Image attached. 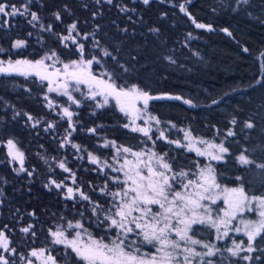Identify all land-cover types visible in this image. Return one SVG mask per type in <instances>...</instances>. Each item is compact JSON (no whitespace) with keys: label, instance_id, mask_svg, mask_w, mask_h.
Returning <instances> with one entry per match:
<instances>
[{"label":"trees","instance_id":"16d2710c","mask_svg":"<svg viewBox=\"0 0 264 264\" xmlns=\"http://www.w3.org/2000/svg\"><path fill=\"white\" fill-rule=\"evenodd\" d=\"M0 2L16 5L21 12L26 5L28 13L39 18L31 21L30 14H17L0 19V60L36 61L52 52L66 61L76 59L77 49L61 40L75 24L73 33L84 46V58H97L116 84L137 85L153 96L180 97L148 102L160 124L172 128L168 139L180 141L181 131L187 130L195 137L222 140L228 152L222 161L211 163L216 180L264 197V170L240 165L236 159L244 152L264 163V0H149L147 5L143 0ZM197 23L206 27L197 28ZM17 40L24 41L23 47L12 46ZM63 107L71 111L70 118L62 115ZM245 122L254 127L245 128ZM125 125L113 105L98 107L90 99L72 105L49 92L35 74L0 75V231L15 250L5 253L11 264H24L34 249H45L57 263L82 264L72 251L50 240V230L66 228L68 222H81L98 240L108 242L116 236L100 221L115 202L105 193L121 187L112 177L123 180L110 167L117 147L152 148L189 177L197 172V164H208L161 140L157 131L149 139ZM229 130L235 135L228 136ZM6 140H13L23 153L24 172H15L10 164ZM89 154L100 164L91 163ZM106 164L110 165L101 167ZM66 187L77 194L68 198ZM97 205L105 210L99 218L92 212ZM25 227L28 233L21 230ZM190 235L201 242L214 241L213 232L201 225H193ZM148 248L141 245L142 251ZM254 248L249 264H264V240L258 237Z\"/></svg>","mask_w":264,"mask_h":264},{"label":"snow or ice","instance_id":"6c2138e0","mask_svg":"<svg viewBox=\"0 0 264 264\" xmlns=\"http://www.w3.org/2000/svg\"><path fill=\"white\" fill-rule=\"evenodd\" d=\"M111 3L112 0H107ZM143 3L147 5L149 0H143ZM247 3V0H245ZM24 11L21 12V8L16 5H8L0 2V15L15 16L17 14L24 15L30 14L31 21H37L39 18L35 12L28 13L26 5H22ZM11 11H8V9ZM180 10L185 11L183 4L180 5ZM56 19H60L57 14ZM30 21V23H31ZM50 27V26H49ZM197 28H205L206 25L197 23ZM210 27V26H209ZM76 28L75 24H72L68 28L69 34ZM226 31V30H225ZM69 39V36H65L62 40ZM73 43L77 44L73 38ZM24 41L17 40L12 46L14 48L23 47ZM247 51V50H246ZM77 52L80 58L72 60L71 63L63 64V70L56 68L54 71H49L50 68H54V65H46L45 60H16V61H3L0 60V73L17 72L22 75L35 74L42 81H48V91L59 92L62 89V95L67 96L68 100L72 103H78L77 100L69 92L70 83L76 85L88 84L90 88V97L95 99L97 95L105 97L112 96L116 99L117 104L120 106V111L126 115L132 113L125 107V101L132 99L141 101L144 105V109H137L132 105V111L137 113L136 118H140V113L145 111L150 100L159 99H177L180 97H169L166 95L153 96L149 92L140 89L137 85L125 88L115 83V81L109 76L107 72L103 73L104 76H109V79H98L91 71H88L89 66L95 61V57L92 59H84V46L77 44ZM104 55H111L107 51ZM56 56L55 52H52L50 56L45 59L51 60ZM56 63H59L57 60ZM121 67H123L121 65ZM125 71H127L125 69ZM58 81H61L57 83ZM56 83V87L52 85ZM96 89H100L97 91ZM47 98V97H46ZM189 103V101H184ZM51 104V102H50ZM98 107L100 105H97ZM63 113L67 117H71L72 113L68 108L63 109ZM150 121H155L159 124L160 121L149 115L145 121L149 124ZM235 123V119L232 121ZM135 124V119L131 121ZM129 125H125L128 127ZM69 127H72L69 123ZM247 129L254 127L253 123L245 122L244 125ZM150 127H133V132H141L145 137L149 136ZM94 131V129H89ZM235 135L231 130L228 131V136ZM189 136L186 133V138ZM159 138H164V133H160ZM67 139V138H65ZM169 143H179L178 141H169ZM200 143H206L200 141ZM9 155L13 159H18L23 164V153L15 149V145L12 140L8 141ZM107 147V144L105 145ZM115 146V145H113ZM63 147V144L61 145ZM73 147H77L73 145ZM190 150L191 144L187 145ZM210 149H215V152L200 149H195L198 155L208 156L212 160H222L224 157L222 154L227 153L228 149L224 146L223 142L220 144L208 143ZM121 154H130L135 159H123V163L118 168H113L115 172L123 173L124 180H120L119 177H112L114 183L121 185L120 189L115 192L105 193L111 195L113 200L111 208L105 212L102 205L93 207V215L99 218L101 212H105L104 218L100 221L101 226H106L107 230L116 232V236L110 241L105 242L103 238L94 239L91 234H88V240L82 242L80 237L87 231L84 229V225L76 221L74 224L68 222V228L76 231L72 239H68L65 235V230L57 228L56 231L50 230V235L53 238L54 244H64L66 247L71 248L75 257L82 261V264H193V258L196 257H212L219 249H214V246L210 244H204L200 240L194 239L189 235V232L193 230V225L202 224L209 228H213L221 236H228L229 226L232 225L233 220L237 218V213L244 211L246 208L248 211H256L259 219L256 221H242L244 227H235V231H243L247 236V247L243 246L244 242H234V247L227 248L226 251L232 256H237L240 252H253V242L257 237L264 240V197L253 196L249 197L245 193L243 187H237L232 189H224L226 193L231 196L225 197L226 208L223 210V215L214 216L212 210L202 203L203 201L211 200L215 203L216 197L212 195L213 190L219 189L220 185L216 181L214 169L211 165L200 167L196 165L197 172L192 175L195 179L189 178V173L181 170L175 171L172 163H170L165 156L158 155L153 151H133L130 147H117L115 158L120 159ZM90 162L93 164H100L99 159L89 154ZM147 157V159H144ZM240 165H254L257 168L264 170V163H256L254 160L244 153L236 158ZM107 165H102L105 167ZM59 167L64 171H69L63 163L59 164ZM23 171V168L21 169ZM31 175V173H29ZM187 179V183L184 180ZM239 181L241 177H236ZM50 183H56L50 181ZM177 185L181 190L177 189ZM47 187V185H45ZM57 188L61 187V184H56ZM107 187V184L105 185ZM103 191V189H101ZM68 198H72L74 192L73 188H68ZM81 198L85 201L89 200V197L83 193H80ZM253 202L255 207L253 208ZM153 205L158 206V211L153 210ZM203 210L202 212L200 210ZM175 221V223H173ZM31 227V226H30ZM221 229H224L221 232ZM23 232L28 233L29 228L25 227L21 229ZM175 233V238H171V234ZM35 235V233H32ZM71 235V233H69ZM130 236L136 237V239L129 240ZM0 248H3L5 252L12 251L14 249L9 248V242L3 231H0ZM183 242V244L181 243ZM142 244L151 245L155 249V253H147L141 250ZM189 245H200L202 248H206V252H197L193 247ZM30 255L32 257H43L45 250H32ZM24 259V257H21ZM241 259L249 260L250 257L245 255ZM259 259V257H257ZM0 264H11L7 257L0 253ZM28 264H33V261L29 260ZM44 264H57V260L52 255H47ZM203 264H213L211 259L203 261Z\"/></svg>","mask_w":264,"mask_h":264},{"label":"rangeland","instance_id":"374dc122","mask_svg":"<svg viewBox=\"0 0 264 264\" xmlns=\"http://www.w3.org/2000/svg\"><path fill=\"white\" fill-rule=\"evenodd\" d=\"M8 11H11V9L9 8ZM9 16L0 15V19L4 18V19L7 20ZM73 32H71V34H69V32H68L65 35V36H69V39L62 40V38L65 37V36H63L61 38V40H62V42L64 44L72 45V46H74L77 49V44H80V42L78 40V37ZM73 38L75 39L77 44L73 43ZM50 55H51V53H47L43 57L38 59V60L44 59L46 65H54V68H50L49 71H54L56 68H58V69H60L62 71L63 70V64H65V63H69L70 64L72 60H77V59L80 58V55H79L76 59H72V60H67L66 61V60L61 59L58 55H56V56L52 57L51 60L45 59L47 56H50ZM57 60L59 61V63H56ZM88 71H91L92 74L95 75L98 79H105V80L109 79V76H104L103 75V73H105V71H103L102 68L100 67V63H99V60L97 58L95 59L93 64L91 66H89ZM1 74L2 73H0V75ZM43 82H45L47 90H48V87H49L48 86V81L44 80ZM59 82H61V81H58L57 83H59ZM52 86L56 87V83H54ZM128 87H131V86H128ZM128 87H125V88H128ZM96 90L100 91V89H96ZM62 91L63 90L60 89L59 92L53 91L51 93H54V94H57V95H62L61 94ZM69 92L73 96V98L75 100H77V101L80 100V99H90V100H93L97 105H100V107L101 106H106V105H113L115 107V109L120 114L123 115V117L126 120V125H129L127 128L130 129V130H132L133 127H150L151 130H150L149 134L151 132L157 131L158 132L157 136L160 137V133L163 132L164 133V138H160L161 140H163L165 142H168V143H169V141H178L179 142L178 144L177 143H170V144H172L174 147H181V148L185 149L186 151L192 152L195 155L204 158L207 161V163H208L207 165H211L212 162H218L217 160L210 159L208 156H200V155H198L197 152L195 151V149H200L201 151L208 150V151L215 152L216 151L215 149H210L208 147V143L220 144L221 142H223L222 140H209V139H205V138L195 137V136L191 135L190 132L187 131V130H182L181 131L182 132V139L180 141L176 140V139H168L167 134L172 129L170 126H166V125L163 126L160 123L156 124L155 121H150L149 124L145 123V121L148 119L149 115L154 116L149 111V107L148 106H147V109L145 111H142L139 114L140 118H136L137 117V113L132 111V105H134L135 108H137V109L143 110L144 109V105H143L142 102L131 101L130 99L126 100L124 102L125 103V107L128 109L129 112L132 113L131 115H126L124 112L120 111V106L117 104L116 99L114 97H112V96H108L106 98L107 102H105V97L102 96V95H97L95 97V99L89 98L90 97V88H89L88 84L76 85L74 83H70ZM62 96H64L68 100L67 96H65V95H62ZM48 102H49V104H50V102L52 104V101H51L50 98H48ZM69 103L72 104V105L76 104V103H72L71 101H69ZM64 108H66V107L61 108L62 115H64V113H63V109ZM65 117L66 118H70V117H67V116H65ZM133 119H135V124L131 123V121ZM161 128H164V129L162 130ZM137 133L143 135V133H141V132H137ZM186 133L189 134V136L187 138H186ZM8 141L9 140L5 141L4 146H5L6 154L8 156V160H9L10 164L14 167V171L15 172H17V173L24 172L25 171V168H24V156H23V164H21L18 159H13L12 156L9 155L10 149H9V146H8ZM200 141H205L206 143H200ZM13 144L15 145L14 141H13ZM189 144H191L192 150H190L189 147H187V145H189ZM16 150L21 152L15 145V149H13L12 151L15 152ZM139 151H142V150H139ZM143 151H153V152H155L152 148H149V149L143 150ZM225 154L226 153L222 154L223 157L225 156ZM125 157L127 159H135L130 154H121V157H120L119 160H117V159L112 160L110 167L112 169L114 168V166L116 168H118L120 166V164L123 163V159ZM144 159H147V157H144ZM222 160H219V161H222ZM106 165H110V164H106ZM22 168H23V171L21 170ZM120 174H121V176H122V178L124 180L123 173L120 172ZM189 178L195 179V176H191ZM184 183H187V179L184 180ZM217 183L220 185V187H219V189L213 190V193H212V195L214 197H216L215 203H212L211 200L202 202V203L207 205L212 210V213H213L214 216L223 215V210L226 208L225 197L226 196H229V197L231 196V194L226 193L224 191V189H232V188L241 187V186H236V187L227 186V185H224V184H220L218 181H217ZM66 188L68 189L69 187H66ZM177 189L181 190L179 185H177ZM66 192H67V190H66ZM73 193L77 194L75 191ZM245 193L249 197H253V196L263 197V196H260V195L254 194V193H248L246 190H245ZM67 195H68V192H67ZM152 207H153L154 211H158L159 210L158 206L153 205ZM252 207L253 208L255 207V202H253ZM200 211L202 212L203 210L201 209ZM258 219H259V217H258V214H257L256 211H248L247 208H246L244 211L237 213V218L235 220H233L232 225L229 226L230 230L228 232V236H221V238H219V239H217V236L220 235V234L217 233L215 229L209 228L206 225L197 224V225H201L203 227H206V228L210 229L213 232L214 241L212 243H209V242L208 243L202 242V243L210 244L211 246H214V249H219V251L212 257L204 256V257L193 258V264H203V261L207 260V259H211L213 261V264H249V261H250L252 255L256 252L255 248H254L255 250L253 252L244 251V252H240L237 256L230 255V253H228L226 251V249L234 247V242H236V243L244 242L243 246L246 248L247 247V243H246L247 242V236L244 235L243 231H240V232L235 231V227L238 226L241 229H243L244 225H243L242 221H256ZM173 223H175V221H173ZM61 229L65 230V235L67 236L68 239H72L73 236L75 235L76 231H83V230L69 229L68 227L61 228ZM56 230H57V228L54 231H56ZM223 231H224V229H221V232H223ZM190 232H189V235H190ZM69 233H71V235H69ZM171 238H175V233L171 234ZM94 239H96V238H94ZM50 240H51V242L53 241V238H52L51 235H50ZM80 240L82 242H86L88 240V233L85 232L80 237ZM129 240H131L130 237H129ZM0 242H2V241H0ZM181 243L183 244V242H181ZM55 245H61V246L65 247V248L69 249L70 251H72L71 248L66 247L64 244H55ZM147 246H149V248L146 249L143 252L155 253V249L151 245L147 244ZM189 246L193 247L197 252H206L207 251L206 248H202L200 245H189ZM253 247H254V242H253ZM0 253H3L5 255V253H7V252H5L3 248H0ZM47 255H50V254L46 250H45V255L43 257H39V256L38 257H32L29 254L28 260L24 264H28L29 260L33 261V264H44V261L46 260ZM245 255L249 256L250 259L249 260L241 259V257L245 256ZM57 264H61V263H57Z\"/></svg>","mask_w":264,"mask_h":264},{"label":"water","instance_id":"95a60500","mask_svg":"<svg viewBox=\"0 0 264 264\" xmlns=\"http://www.w3.org/2000/svg\"><path fill=\"white\" fill-rule=\"evenodd\" d=\"M131 101H136V100H132V99H130ZM137 102H141V101H137Z\"/></svg>","mask_w":264,"mask_h":264}]
</instances>
